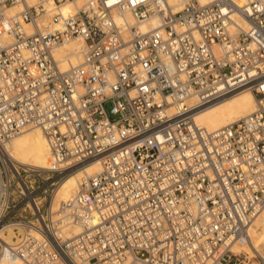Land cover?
<instances>
[{"label": "built area", "instance_id": "2783aa9c", "mask_svg": "<svg viewBox=\"0 0 264 264\" xmlns=\"http://www.w3.org/2000/svg\"><path fill=\"white\" fill-rule=\"evenodd\" d=\"M63 1L0 0V151L36 126L52 156L47 169L0 156V231L12 229L20 264H264L251 240L264 206V0H81L72 13ZM73 38L82 60L62 70L54 50ZM246 87L250 115L215 131L194 121L202 102ZM93 160L99 171L53 220L60 181ZM74 224L81 233L64 231Z\"/></svg>", "mask_w": 264, "mask_h": 264}, {"label": "bare ground", "instance_id": "6f19581e", "mask_svg": "<svg viewBox=\"0 0 264 264\" xmlns=\"http://www.w3.org/2000/svg\"><path fill=\"white\" fill-rule=\"evenodd\" d=\"M38 0H26L29 4H33ZM45 6L51 3L52 0H43ZM201 4L211 2L213 0H198ZM170 3H177V10L181 8L179 0H170ZM81 4V0H77L75 3L69 0L63 1L60 4L61 11L63 13H72ZM22 8V3L17 2L7 7L6 12L8 15H12L18 12ZM118 20L119 15H115ZM234 20L241 26L245 27V22L233 15ZM49 17L43 15L37 20V24L41 29H46L49 25ZM130 23L133 20L129 18ZM155 19L150 18L146 21L137 23V27L140 30L146 29L149 25H154ZM26 32L29 34L32 30H35V26L29 22L23 23ZM84 42L80 38L70 39L63 44L56 47L54 55L60 60L61 69L64 70L68 66L78 65L83 57ZM264 64H259L257 69L260 70ZM198 98L196 95L184 100V103L188 104L196 101ZM256 109V100L253 92L250 88H242L231 94L223 96L213 101H204L200 104L199 109L194 113V121L206 128L209 131H215L222 127L236 122L237 120L246 117L253 113ZM172 110V109H170ZM2 158H9L11 161L20 164L27 168L34 166L38 169H47L51 162V152L47 139L44 133L36 126H28L15 134L11 140L9 146L0 151ZM100 165L97 160L90 161L84 166L77 168L69 172L59 183L54 195L49 203V211L53 220L59 218L57 211H60L61 205L66 202L69 197L75 192L79 182L84 176H89L99 171ZM2 192L1 174H0V195ZM7 231L2 233L0 231V237L5 241L2 243L0 249V264H20L19 258L10 250L6 244L12 243L13 231L10 227L6 228ZM64 231H70L71 235H76L82 232L79 225L74 224L67 227ZM69 234V235H70ZM251 240L253 246L261 252H264V206L260 210L259 215L254 220L251 227ZM261 246L262 249L258 248ZM232 252L236 256H241L244 261L245 258L251 255L249 245H247L240 238L236 239L232 246Z\"/></svg>", "mask_w": 264, "mask_h": 264}, {"label": "rangeland", "instance_id": "374dc122", "mask_svg": "<svg viewBox=\"0 0 264 264\" xmlns=\"http://www.w3.org/2000/svg\"><path fill=\"white\" fill-rule=\"evenodd\" d=\"M109 107H110V105L107 104V105H106V109H108ZM32 167H34V166H32ZM257 247H258V246H257ZM258 248L262 249L261 246H259Z\"/></svg>", "mask_w": 264, "mask_h": 264}]
</instances>
